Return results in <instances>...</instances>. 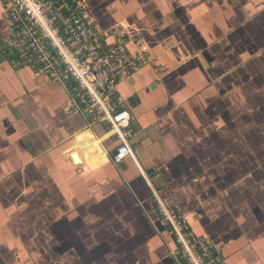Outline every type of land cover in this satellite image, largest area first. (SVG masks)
<instances>
[{"label":"crops","instance_id":"1","mask_svg":"<svg viewBox=\"0 0 264 264\" xmlns=\"http://www.w3.org/2000/svg\"><path fill=\"white\" fill-rule=\"evenodd\" d=\"M84 1L152 56L118 83L133 158L65 85L1 58L0 261L184 264L157 193L225 264H264V0Z\"/></svg>","mask_w":264,"mask_h":264},{"label":"built area","instance_id":"2","mask_svg":"<svg viewBox=\"0 0 264 264\" xmlns=\"http://www.w3.org/2000/svg\"><path fill=\"white\" fill-rule=\"evenodd\" d=\"M4 1L12 36L0 45V59H10L14 68L31 66L65 85L67 112L104 126L115 140L114 162L133 158L131 117L118 83L152 62L139 34H128L121 26L100 30L88 18L84 0ZM154 197L184 264H225L207 238L191 232L182 213L157 193Z\"/></svg>","mask_w":264,"mask_h":264},{"label":"rangeland","instance_id":"3","mask_svg":"<svg viewBox=\"0 0 264 264\" xmlns=\"http://www.w3.org/2000/svg\"><path fill=\"white\" fill-rule=\"evenodd\" d=\"M264 136V135H263ZM258 155H260L261 157H263V151H260L258 153ZM28 245H26L25 247H27ZM6 253L10 254L9 252L6 251ZM8 256V255H7ZM11 256V255H10ZM8 263V262H7ZM10 263H13V261H11ZM0 264H3V262L0 261ZM31 264H45V261H40V262H32Z\"/></svg>","mask_w":264,"mask_h":264},{"label":"water","instance_id":"4","mask_svg":"<svg viewBox=\"0 0 264 264\" xmlns=\"http://www.w3.org/2000/svg\"><path fill=\"white\" fill-rule=\"evenodd\" d=\"M112 154H115V150H113Z\"/></svg>","mask_w":264,"mask_h":264}]
</instances>
